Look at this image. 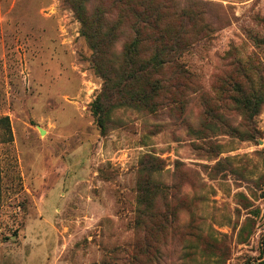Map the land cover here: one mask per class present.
I'll list each match as a JSON object with an SVG mask.
<instances>
[{
  "label": "rangeland",
  "instance_id": "rangeland-1",
  "mask_svg": "<svg viewBox=\"0 0 264 264\" xmlns=\"http://www.w3.org/2000/svg\"><path fill=\"white\" fill-rule=\"evenodd\" d=\"M150 1L191 77L157 113L115 109L103 133L104 78L71 5L0 0V264H146L129 244L159 214L148 264H264V104L250 118L234 82L264 94V0ZM84 2L100 20L112 8ZM125 16L108 24L117 50L133 37Z\"/></svg>",
  "mask_w": 264,
  "mask_h": 264
},
{
  "label": "trees",
  "instance_id": "trees-1",
  "mask_svg": "<svg viewBox=\"0 0 264 264\" xmlns=\"http://www.w3.org/2000/svg\"><path fill=\"white\" fill-rule=\"evenodd\" d=\"M71 5L76 15L80 18L85 28V35L93 49L91 61L93 67L104 78V86L101 94L94 102V113L101 131L105 133L108 125L112 123V112L115 109L127 107L145 110L150 114L157 113L165 105L177 102L181 95V88L185 80L191 77L186 63L183 61L184 41L180 32H172L167 27L158 23V17L153 14L152 1L150 0H108L112 6L104 10L100 16V6L90 7L84 0H62ZM98 10V11H97ZM96 11V12H95ZM120 11V12H118ZM124 14H127L125 16ZM125 16L131 21L133 37L130 42L117 50L113 42L118 34V27L111 28L108 24L121 23ZM95 25L92 29L91 26ZM87 30V32H86ZM98 37L106 33L107 38L96 41L92 34ZM112 49V57L107 59L105 47ZM150 45V49L146 47ZM150 51V52H149ZM239 68L244 67L242 59L238 60ZM247 83H254V79L243 71ZM168 71L170 76L161 74ZM160 74V78L153 82V75ZM231 81L233 77H230ZM239 100L237 106L250 118L259 114L264 104V94L256 89H246L241 82L234 81ZM228 83V82H226ZM224 87L221 92L224 93ZM167 92L168 96L163 101L162 95ZM162 97V98H161ZM0 125L5 129L6 135L12 137L11 122L9 116L0 117ZM150 159L159 162L160 159L150 156ZM158 219V222L155 221ZM147 221H141L145 225V237L130 243L129 247L139 254L145 255L148 262H153V231L157 228L164 229L165 223H169L164 214L152 215ZM264 253V239L262 241ZM264 263V259L262 260Z\"/></svg>",
  "mask_w": 264,
  "mask_h": 264
}]
</instances>
